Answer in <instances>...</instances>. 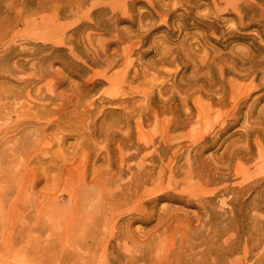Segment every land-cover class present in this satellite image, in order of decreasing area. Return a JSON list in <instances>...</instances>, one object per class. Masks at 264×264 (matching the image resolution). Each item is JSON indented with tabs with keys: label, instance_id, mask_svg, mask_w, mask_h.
Masks as SVG:
<instances>
[{
	"label": "rangeland",
	"instance_id": "obj_1",
	"mask_svg": "<svg viewBox=\"0 0 264 264\" xmlns=\"http://www.w3.org/2000/svg\"><path fill=\"white\" fill-rule=\"evenodd\" d=\"M0 264H264V0H0Z\"/></svg>",
	"mask_w": 264,
	"mask_h": 264
}]
</instances>
